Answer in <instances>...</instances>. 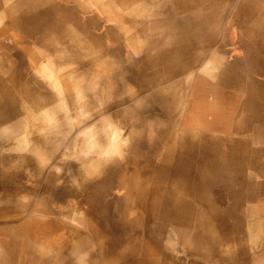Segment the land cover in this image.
Masks as SVG:
<instances>
[{
    "label": "bare ground",
    "instance_id": "6f19581e",
    "mask_svg": "<svg viewBox=\"0 0 264 264\" xmlns=\"http://www.w3.org/2000/svg\"><path fill=\"white\" fill-rule=\"evenodd\" d=\"M0 10V68L25 53L53 71L50 83L32 86L0 69L5 110L19 112L20 98L39 109L65 95L55 112L75 113L55 119L53 149L57 165L78 175L70 207H83L73 219L92 243L73 232L79 260L247 264L246 244L264 229L253 220L264 209V0H0ZM57 81L61 90L49 89ZM82 124L84 152L76 140L61 154L66 132ZM114 183L124 239L98 210ZM29 247L22 256L44 255Z\"/></svg>",
    "mask_w": 264,
    "mask_h": 264
},
{
    "label": "rangeland",
    "instance_id": "374dc122",
    "mask_svg": "<svg viewBox=\"0 0 264 264\" xmlns=\"http://www.w3.org/2000/svg\"><path fill=\"white\" fill-rule=\"evenodd\" d=\"M2 14L0 10V27L5 22ZM6 40L7 38L3 39V41ZM231 46L236 48L239 54V47L230 44ZM2 55L3 49L0 48V61L3 59H1ZM136 56L140 57L141 54L137 53ZM128 64L132 69L138 66L136 61H128ZM8 68H14L19 78L21 77L19 83H29L32 86H35L38 81L50 83L53 76L52 68L48 64L41 62L37 66L25 53L17 58L14 66L0 69L5 71ZM27 76L29 78L35 76L33 80L36 82H30ZM49 89L59 92L61 85L58 82L54 86L53 83L49 85ZM53 99L37 109L32 103L22 101L20 98L21 109L17 113H10L5 110L9 105L7 98L0 96V209H2L0 211V244L3 246H1L0 255L10 256V258L4 256L5 260L0 264L4 262V264H15L11 260L23 261L26 264H92L79 260L73 248L75 245L73 232L76 231L81 233L86 248L89 244L92 245L88 241L89 231L86 226L73 219L74 215L85 214L83 207L78 209L70 207L77 201L73 193L80 189L78 175L74 174L73 167L67 164L59 167L58 165L63 161L57 165L55 149H53L55 147V119L58 116H68V114L71 119L74 118L75 113L72 109H69L68 113L66 111L55 112V105L67 102L68 98L65 95H58ZM83 128L82 124L70 129L69 133L66 132L68 134H65L66 141L61 154L69 149L67 146L70 144L74 146L76 140V152H84L83 149L86 148L84 141L89 138L79 135ZM127 131L129 128L124 126L122 132ZM97 135L94 129L91 133L90 144L96 143ZM35 137L50 138V142L45 144L38 141L40 144H37L34 142ZM118 153H111L109 156L116 157L119 156ZM72 159V162L79 167V161L74 160L76 159L74 156ZM121 194L123 190L114 183L106 194V203L98 209L103 221L111 226L114 237L117 239H124L126 236L116 210V201ZM17 210L20 214L15 215L14 212ZM260 211L255 213L253 220L264 227V209ZM31 221L32 223L29 224ZM263 243L264 229L262 228V231H256L246 244L247 264H264ZM28 247L30 251L36 248L38 254L44 255L36 261L32 256H22V251ZM41 248H48V253L41 252ZM56 249L63 254L62 258L55 259ZM174 252L181 257L187 254L183 245L176 246ZM243 261L240 257V263ZM93 264H98V262L93 261Z\"/></svg>",
    "mask_w": 264,
    "mask_h": 264
}]
</instances>
